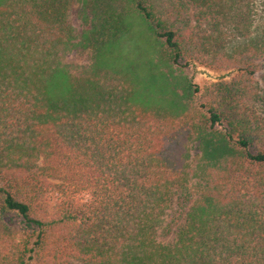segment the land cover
Returning a JSON list of instances; mask_svg holds the SVG:
<instances>
[{
	"label": "trees",
	"instance_id": "obj_1",
	"mask_svg": "<svg viewBox=\"0 0 264 264\" xmlns=\"http://www.w3.org/2000/svg\"><path fill=\"white\" fill-rule=\"evenodd\" d=\"M130 1L179 66L202 42L188 11L199 25L249 32L248 0H189L191 8L175 0V26H164L148 0ZM77 2L0 0V210L35 233L22 253L33 264H72L63 256L75 264H264V120L251 104L264 19L257 41L206 58L233 76L194 105L208 118L185 124L172 114L181 99L148 105L154 79L136 78L120 59L109 10L101 30L77 44L90 64L64 63L74 38L66 16ZM194 135L202 155L192 190L185 161ZM51 193L59 200L49 206Z\"/></svg>",
	"mask_w": 264,
	"mask_h": 264
},
{
	"label": "rangeland",
	"instance_id": "obj_2",
	"mask_svg": "<svg viewBox=\"0 0 264 264\" xmlns=\"http://www.w3.org/2000/svg\"><path fill=\"white\" fill-rule=\"evenodd\" d=\"M176 4H182L184 7L191 8L189 0H176ZM97 3V4H96ZM156 9V15L166 24L175 26V15L172 6L175 0H148ZM249 19L246 25H249V32L243 35L235 25L228 22L203 23L195 20V16L188 11L187 16L190 20L189 31L198 41L202 42L191 44L182 53L179 63L174 64L169 58V51L164 45V39H157L147 23L138 19L135 12V4L130 0H78L74 3L67 13V25L73 31L72 47L66 54L64 63L77 68H86L90 64V54H85L78 58L77 44L83 35L90 30H101L100 25L105 22L104 11L109 10L112 18L116 19L118 28L116 29V52L121 51V60L125 61L127 67L133 71L136 78H144L147 83L149 78L154 79L153 90L157 94L153 99L146 97L149 106L166 108V102L181 99L183 108L173 116L175 118L183 117L185 124L191 120L196 121L199 118L207 119L205 109H199L200 113L195 112L194 105L199 104V98L206 91L221 82H229L233 76L230 70H216L206 61L207 57L213 55H230L236 48H242L247 44L257 41L260 20L264 19V0H248ZM98 5V6H96ZM261 18V19H260ZM111 20V19H110ZM118 30L122 32L121 36ZM213 36L215 41L206 42ZM204 40V41H203ZM259 70L254 76V85L257 97L251 104L255 108L258 117L264 120V55L258 63ZM122 70V69H121ZM166 90L169 96L160 94ZM161 97V100L158 98ZM169 101V100H168ZM197 133V132H196ZM212 137L216 140L222 137L223 128L216 125ZM196 135L187 142V160L185 161L186 172L189 175V186L196 187L198 182L199 170L198 162L201 157V147L195 139ZM192 188V190H193ZM193 192V191H192ZM197 192V191H194ZM197 195H195V198ZM82 200H86L87 195L82 194ZM59 196L51 193L47 205L57 203ZM35 240V233L26 228L20 218L9 212L2 213L0 210V264H21L20 261L27 264H33L28 260L29 253H22L24 247H29ZM173 240V236L169 241ZM63 262L69 260V257L63 256Z\"/></svg>",
	"mask_w": 264,
	"mask_h": 264
}]
</instances>
